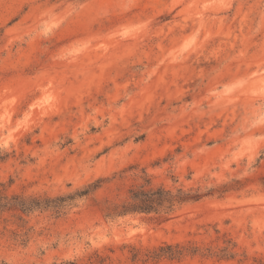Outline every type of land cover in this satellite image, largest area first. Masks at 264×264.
Listing matches in <instances>:
<instances>
[{"label":"rangeland","instance_id":"obj_1","mask_svg":"<svg viewBox=\"0 0 264 264\" xmlns=\"http://www.w3.org/2000/svg\"><path fill=\"white\" fill-rule=\"evenodd\" d=\"M0 264H264V0H0Z\"/></svg>","mask_w":264,"mask_h":264},{"label":"trees","instance_id":"obj_2","mask_svg":"<svg viewBox=\"0 0 264 264\" xmlns=\"http://www.w3.org/2000/svg\"><path fill=\"white\" fill-rule=\"evenodd\" d=\"M161 195H163L161 192L137 191L134 194L135 202L129 206L131 207L129 209L150 211Z\"/></svg>","mask_w":264,"mask_h":264}]
</instances>
